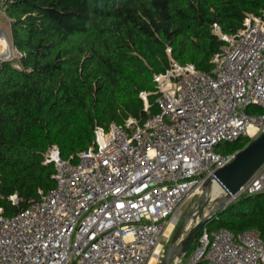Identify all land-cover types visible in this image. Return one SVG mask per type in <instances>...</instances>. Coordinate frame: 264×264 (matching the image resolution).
Here are the masks:
<instances>
[{"label":"built area","instance_id":"1","mask_svg":"<svg viewBox=\"0 0 264 264\" xmlns=\"http://www.w3.org/2000/svg\"><path fill=\"white\" fill-rule=\"evenodd\" d=\"M213 32L224 45L211 72L181 64L168 46V69L154 75L151 91L140 92L145 116L97 124L93 145L69 159L49 146L44 164L53 165L56 185L40 189V199L15 216L0 209V264L160 262L184 204L234 160L236 152L223 154L219 146L264 132V9L248 14L234 34L218 24ZM2 53L3 61L23 57L14 46ZM256 194H264V164L229 203ZM10 200L20 203L17 194ZM193 246L174 264H264L256 231L206 225Z\"/></svg>","mask_w":264,"mask_h":264},{"label":"trees","instance_id":"2","mask_svg":"<svg viewBox=\"0 0 264 264\" xmlns=\"http://www.w3.org/2000/svg\"><path fill=\"white\" fill-rule=\"evenodd\" d=\"M11 20L20 66L0 60V209L15 216L39 190L55 187L50 145L64 159L90 148L97 124L144 114L140 92L165 72L167 48L181 64L211 72L224 45L214 24L236 33L264 0H0ZM152 114L159 113L151 96ZM251 140L217 149L233 154ZM17 194L19 204L10 197ZM211 229L256 231L264 239V194L243 195L221 209ZM214 226H211L213 225ZM194 246L189 252L193 250Z\"/></svg>","mask_w":264,"mask_h":264},{"label":"water","instance_id":"3","mask_svg":"<svg viewBox=\"0 0 264 264\" xmlns=\"http://www.w3.org/2000/svg\"><path fill=\"white\" fill-rule=\"evenodd\" d=\"M263 164L264 132L242 150L236 152L232 162L216 170L213 176L206 180L198 203L176 229L171 244L159 264H174L185 256L198 239L202 229L212 223L213 217L228 205L232 196L253 177ZM212 179L221 185L225 194L216 206L210 209L208 189ZM187 230V236L184 237Z\"/></svg>","mask_w":264,"mask_h":264},{"label":"rangeland","instance_id":"4","mask_svg":"<svg viewBox=\"0 0 264 264\" xmlns=\"http://www.w3.org/2000/svg\"><path fill=\"white\" fill-rule=\"evenodd\" d=\"M0 37H4L2 39L5 40V44L4 43H0V49H3L4 47H6V44L12 49L14 46V42H13V35H12V30H11V20L8 18V16L5 13V10L2 8V6L0 5ZM15 47V46H14ZM4 57V54H0V58ZM17 63V67L20 66V62L19 60L15 61ZM19 65V66H18ZM220 152V149H219ZM202 195V194H201ZM201 195H195L193 197H190L187 202L184 204L183 206V211H184V217L182 220L185 219V217L189 214V212L195 207V205L198 203ZM223 195V194H222ZM212 196H215L212 198L211 202H210V209L211 207H213L215 205L216 199H219L215 194ZM211 226H214L211 225ZM178 228V227H177ZM176 228V229H177ZM176 229L171 233L170 236H167L163 239L162 241V245H163V250L161 252V259L164 255V253L166 252L167 248L169 247V245L171 244V241L173 239V236L176 232ZM170 232V230L168 231V233ZM188 230L185 231L184 237L187 236ZM193 247V246H192ZM191 250V249H190ZM160 259V261H161ZM152 264H159L156 262H153Z\"/></svg>","mask_w":264,"mask_h":264},{"label":"bare ground","instance_id":"5","mask_svg":"<svg viewBox=\"0 0 264 264\" xmlns=\"http://www.w3.org/2000/svg\"><path fill=\"white\" fill-rule=\"evenodd\" d=\"M0 43H4L5 44L6 42H5L4 39H1ZM6 47H7V44H6ZM212 194L213 195L215 194L219 199H216L215 205L213 207H211V209H213L216 206L218 201H220L224 197V194H225V191L223 190L221 185L215 179H212V181H211V183L209 185V189H208V197H209L210 202H211L212 198L215 197V196H212ZM153 262H156L155 258H153L151 260L150 264H152Z\"/></svg>","mask_w":264,"mask_h":264}]
</instances>
